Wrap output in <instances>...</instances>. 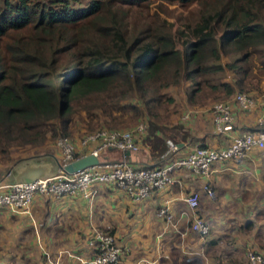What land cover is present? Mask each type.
Listing matches in <instances>:
<instances>
[{"label":"trees","instance_id":"16d2710c","mask_svg":"<svg viewBox=\"0 0 264 264\" xmlns=\"http://www.w3.org/2000/svg\"><path fill=\"white\" fill-rule=\"evenodd\" d=\"M180 83L200 108L263 92L264 0H0V155L69 135L84 99L94 126L145 121L156 160L193 140L163 121Z\"/></svg>","mask_w":264,"mask_h":264},{"label":"crops","instance_id":"0c3cea01","mask_svg":"<svg viewBox=\"0 0 264 264\" xmlns=\"http://www.w3.org/2000/svg\"><path fill=\"white\" fill-rule=\"evenodd\" d=\"M194 110H200L198 125L197 114L190 113L183 120L189 124L193 140L177 141L178 150L195 142L224 146L230 137L253 128L255 117H264L260 105L249 114L235 111L231 136L227 132L218 140L211 123H204L203 114L208 110ZM139 150L141 154L137 151L128 158L131 163L154 161L145 146ZM247 152L240 161L213 162L207 176L182 178L176 174L173 184L140 200L127 197L119 188L100 186L90 198L82 194L36 195L27 211L0 207V264H92L88 242L95 229H107L125 248L124 264H246V248L260 253L264 264V146L256 148L253 156ZM37 166L41 168L37 175L44 176L55 164L46 155H30L19 159L12 169L1 171L0 182L14 181L26 168ZM205 182L213 196L199 192L198 206L190 211L181 197L199 190ZM164 200L173 214L171 222L164 220L169 227L155 224L150 216L160 217L156 209ZM193 215L208 225L207 234L190 229Z\"/></svg>","mask_w":264,"mask_h":264},{"label":"built area","instance_id":"2783aa9c","mask_svg":"<svg viewBox=\"0 0 264 264\" xmlns=\"http://www.w3.org/2000/svg\"><path fill=\"white\" fill-rule=\"evenodd\" d=\"M258 105L264 110V97L257 98L246 92L235 91L227 99L217 101L207 108L210 115L212 131L224 133L232 129V107L251 113ZM190 110L183 112L185 119ZM255 126L230 138V142L221 147H214L195 142L186 144L188 150L180 157L173 156L179 145L166 138L165 150L150 163L133 164L124 157V152L139 151V138L146 132V123L138 122L130 129H97L80 136L76 141L70 137L60 136L55 140L59 151V164L54 173L38 176L29 181H10L0 184V207L13 211H27L35 195L60 196L82 194L93 196L100 186L116 187L133 200L148 197L153 191L173 184L175 175L180 170L207 176L213 161L232 159L240 160L246 156L251 147L264 146V117L257 116ZM185 146V144H181ZM189 146L190 150H189ZM110 152V153H109ZM108 153L115 157H108ZM122 155L119 157V154ZM85 154L94 155L98 162L76 171L65 173L61 166ZM106 154V155H105ZM199 192L212 197L214 192L207 182L199 190L185 193L181 199L185 206L193 211L198 206ZM156 214L166 222L173 217L167 200L156 209ZM190 229L199 235L207 234L209 227L204 220L193 215ZM89 246L92 249V264H124L121 256L125 248L107 229H95L90 236ZM246 264H262V255L252 249L245 250ZM54 264H57L55 261Z\"/></svg>","mask_w":264,"mask_h":264},{"label":"rangeland","instance_id":"374dc122","mask_svg":"<svg viewBox=\"0 0 264 264\" xmlns=\"http://www.w3.org/2000/svg\"><path fill=\"white\" fill-rule=\"evenodd\" d=\"M227 58L228 57H223L222 56L221 59H222V61H225ZM226 79H228V78H226ZM186 85H187L186 83H180L179 85L175 86V88L174 87H171L170 89H167L168 90V93L171 94L172 96H174L175 102H174V104L172 106L171 114H169L166 117H164V120L163 121H165V122L170 121V123H171V121H173L176 118V116H178V114H179L180 111L185 112L187 110H190V112L187 114V117L184 120H186L190 116V113L192 115H196L197 114L198 119L196 118L195 123L200 120L199 119L200 118V113H199L200 110H198V112H196L195 110L193 111V107H199L198 104H189L187 101H185L186 99H185V96H184V90L183 89H184V87ZM241 92H244V91H241ZM254 95L259 96V97H264V90H263V92H260L258 94H254ZM217 101H222V99H214V100H211V102L210 101L209 102L208 101H205V102H208V104H206V106L204 108L205 109L209 108L212 103L217 102ZM85 104H88V101H86L84 99H79L78 101H76L75 105L73 106L75 109H78L79 110V111H77L78 113L75 112V114L73 116V118H76L75 119V122H74V125H73V129H75V130L72 131L66 137H70L74 141H76L83 134H85L87 132H90V131H94V130H97V129H130L134 125H136L138 122H141L142 121V119H141V121H136V120L128 121L129 123H128L127 126H130V127L124 126L126 128H120V127H116V128H106V127H102V126H100V127L99 126H94V125H92V123H88L87 122V119H86V121L84 119L85 118V111H86V110H84L85 109ZM91 104H92V102H91ZM235 111H239L242 114H248V113L240 110L239 108L232 107L230 109V112H231L232 115H233V113H235ZM78 116H80V118H78ZM203 116H205L204 123H208L207 126H209V124L211 123L209 113H204ZM201 120H202V117H201ZM146 125H147V123H146ZM196 125H198V123H196ZM166 128H168V127L166 126ZM227 132H229V136H231L230 133L232 132V129L227 130L224 133H217L216 134L217 135V139L218 140H221L222 139V136L225 135V133H227ZM58 137H60V136H57V137H55V138H53L51 140H48L45 143H42L41 145H38L36 147H31V146H27V145L18 146L17 148L12 147L10 149V151H8L7 153H2L0 155V172L2 171L1 174L3 172H5L6 170L12 169L15 166V163L19 159L25 158V157L30 156V155H37V156H40V157H42V155H46V160L47 161H50L52 164H55V166H53L51 168V173L56 172V170H57V164H59V161H58V159H59V151H58V148H57V146L55 144V140ZM210 139H211V137H210ZM229 142H230V139H228V142H226L225 145H227ZM190 147L191 146H189V150H190ZM187 150H188V147L185 146V147H183V149H180V150L175 151L173 153V156L180 157V156L184 155ZM254 150H256V148L255 147H251L248 150V152H247L248 155H252L253 156ZM131 154H133V152H125L124 157L126 159H128L131 156ZM138 154H141V151L140 150H139ZM108 157L109 158L110 157L111 158L112 157H115V154L114 153L109 154ZM240 160H242V159H240ZM240 160H235V161H240ZM216 161H219V160H216ZM213 162H215V161H213ZM176 174H179V177H182V178H200L202 176L200 174L191 173V172H188V171H185V170H180ZM0 184H3V183L0 182ZM175 205H176V202L173 203V206H175ZM150 216L154 218L153 222L155 224H158L159 223L160 226H163V227H166V226L169 227L170 226L169 224L166 225V222L161 217H158V216L153 215V214H151ZM188 226L190 227V221L188 222ZM127 256L128 255H126L125 253L121 256V261L123 263H126V257Z\"/></svg>","mask_w":264,"mask_h":264},{"label":"water","instance_id":"95a60500","mask_svg":"<svg viewBox=\"0 0 264 264\" xmlns=\"http://www.w3.org/2000/svg\"><path fill=\"white\" fill-rule=\"evenodd\" d=\"M179 145V144H178ZM127 152V151H125ZM124 152V153H125ZM98 160L97 158L92 154H85L83 156H79L70 162L64 164L61 166V170L65 173H70L73 171H76L78 169L95 165L97 164ZM40 169L38 166L35 168L29 167L26 170H23L21 173L18 174V176L13 177L14 181H29L32 180L40 175H37L40 172ZM44 169V167H43Z\"/></svg>","mask_w":264,"mask_h":264}]
</instances>
